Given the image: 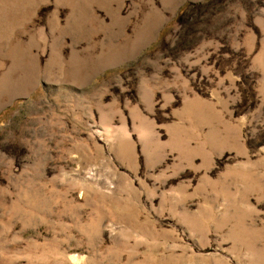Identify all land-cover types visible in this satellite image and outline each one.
<instances>
[{
	"label": "rangeland",
	"instance_id": "374dc122",
	"mask_svg": "<svg viewBox=\"0 0 264 264\" xmlns=\"http://www.w3.org/2000/svg\"><path fill=\"white\" fill-rule=\"evenodd\" d=\"M0 264H264V0H0Z\"/></svg>",
	"mask_w": 264,
	"mask_h": 264
}]
</instances>
